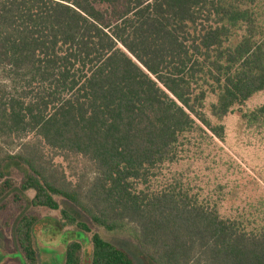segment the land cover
Masks as SVG:
<instances>
[{
	"label": "trees",
	"instance_id": "obj_1",
	"mask_svg": "<svg viewBox=\"0 0 264 264\" xmlns=\"http://www.w3.org/2000/svg\"><path fill=\"white\" fill-rule=\"evenodd\" d=\"M262 92L264 0H0V140L34 141L0 158L2 189L15 161L31 207L58 197L107 232L132 225L151 264H264V171L224 148L235 111L264 145V102L246 106ZM49 155L94 178L68 182ZM36 221L14 227L31 264ZM81 255L71 241L63 264ZM90 264L134 262L93 233Z\"/></svg>",
	"mask_w": 264,
	"mask_h": 264
},
{
	"label": "rangeland",
	"instance_id": "obj_2",
	"mask_svg": "<svg viewBox=\"0 0 264 264\" xmlns=\"http://www.w3.org/2000/svg\"><path fill=\"white\" fill-rule=\"evenodd\" d=\"M264 102V92L251 98L246 104L253 107ZM239 114L235 111L225 121L228 129L227 145L224 147L228 154L250 175H258L264 171V145L257 143L255 135L243 132L240 125ZM32 139L0 140V158L5 155H15L22 151L21 145L32 144ZM224 146V145H223ZM52 166L45 163L49 169H55L60 176L68 182L75 183L81 177L87 184L94 178V168L90 162L76 156L59 157L49 155ZM5 175L11 180L10 190L2 189L0 181V264H31L23 256L17 246L14 227L22 214L31 215L37 219L31 231V245L35 253L32 264H63L65 245L77 241L82 246L81 264H90L91 235L99 234L105 241L125 250L132 258L134 264H151L136 246L131 237L132 225H126L123 230L107 232L93 225L72 204L56 197L60 210L75 220L69 225L60 213L46 208H33L29 199L33 192L27 191L18 194V186L25 177L26 171L15 161L4 164ZM263 169V170H262ZM257 177V176H256ZM258 179V178H257ZM2 190V191H1ZM16 197H19L18 199ZM76 223H82L90 232L76 228Z\"/></svg>",
	"mask_w": 264,
	"mask_h": 264
}]
</instances>
